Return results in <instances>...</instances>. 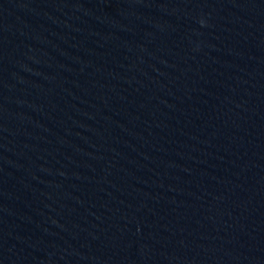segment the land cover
Masks as SVG:
<instances>
[{"label":"water","instance_id":"obj_1","mask_svg":"<svg viewBox=\"0 0 264 264\" xmlns=\"http://www.w3.org/2000/svg\"><path fill=\"white\" fill-rule=\"evenodd\" d=\"M0 264H264V0H0Z\"/></svg>","mask_w":264,"mask_h":264}]
</instances>
